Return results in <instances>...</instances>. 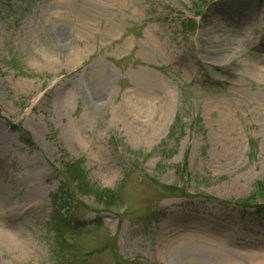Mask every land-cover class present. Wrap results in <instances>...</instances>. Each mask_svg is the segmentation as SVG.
I'll use <instances>...</instances> for the list:
<instances>
[{
    "label": "rangeland",
    "instance_id": "obj_1",
    "mask_svg": "<svg viewBox=\"0 0 264 264\" xmlns=\"http://www.w3.org/2000/svg\"><path fill=\"white\" fill-rule=\"evenodd\" d=\"M257 70L264 0H0V191L41 173L43 203L13 220L40 252L0 264H264Z\"/></svg>",
    "mask_w": 264,
    "mask_h": 264
},
{
    "label": "bare ground",
    "instance_id": "obj_2",
    "mask_svg": "<svg viewBox=\"0 0 264 264\" xmlns=\"http://www.w3.org/2000/svg\"><path fill=\"white\" fill-rule=\"evenodd\" d=\"M255 73L259 76L264 77V71L257 70ZM137 130L139 131L138 134L142 135L143 130H141V126L138 124ZM5 167L3 163L0 160V170H4ZM41 175V173L36 174L34 178H30L28 180V183H22L21 189L19 187H14L13 191L6 192L3 188H1L2 191H0V218L8 220H2V224L0 223V251H6V252H12L14 254H26V255H35L38 254L41 250L37 245L33 244L30 240L27 238H24L22 231L18 230V225L14 223V217H20L25 216L29 214L30 212H33L36 207L41 206L42 200L33 195L32 191L36 188H39L40 184L38 183V178ZM13 193L16 194L17 197L20 196V204L17 206H12L11 204H7L5 202V197L9 194ZM173 232V229L171 230ZM204 241V240H203ZM223 246H219L224 249L225 251H228L232 253V255L239 254L240 252H244L246 258H251V256L254 254L250 249H248V246L241 247L240 244L232 242V240L228 237L225 238V241L222 242ZM210 245H212V241L210 242Z\"/></svg>",
    "mask_w": 264,
    "mask_h": 264
},
{
    "label": "trees",
    "instance_id": "obj_3",
    "mask_svg": "<svg viewBox=\"0 0 264 264\" xmlns=\"http://www.w3.org/2000/svg\"><path fill=\"white\" fill-rule=\"evenodd\" d=\"M187 22L189 23V25H192L193 29L197 28L196 21L190 20ZM70 164L71 165L68 168L69 175L67 176L72 184L76 186V189L73 191L78 192L81 197L93 196L97 204L101 201V199L108 200V202H110V205L100 207L102 210H104V212H108L111 209L118 208L119 199L114 191L99 188L93 184L90 185L87 182L86 173L83 171L82 163L80 161H73ZM71 190V187L65 186L63 188V191H66V193H68L69 191L71 192ZM259 198L261 199V201H264V181L257 183L256 193L246 201L245 206H251L255 201H259Z\"/></svg>",
    "mask_w": 264,
    "mask_h": 264
}]
</instances>
